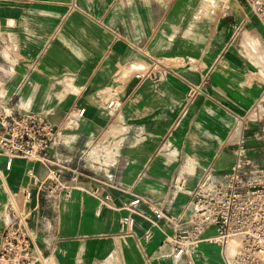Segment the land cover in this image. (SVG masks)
Segmentation results:
<instances>
[{
  "label": "crops",
  "instance_id": "crops-1",
  "mask_svg": "<svg viewBox=\"0 0 264 264\" xmlns=\"http://www.w3.org/2000/svg\"><path fill=\"white\" fill-rule=\"evenodd\" d=\"M29 111L60 128L71 189L39 192L47 168L0 151V241L11 193L49 264H225L206 240L179 260L160 244L241 136L264 165V28L243 0H0V113Z\"/></svg>",
  "mask_w": 264,
  "mask_h": 264
},
{
  "label": "built area",
  "instance_id": "built-area-1",
  "mask_svg": "<svg viewBox=\"0 0 264 264\" xmlns=\"http://www.w3.org/2000/svg\"><path fill=\"white\" fill-rule=\"evenodd\" d=\"M243 2L264 28V0ZM154 75L146 70L136 73L135 77L143 81ZM204 81L189 86L186 104L201 93ZM115 106L114 99L106 104L108 110ZM84 111V108L78 109L74 117H81ZM46 115L41 111L18 115L0 113V151L6 157L8 170L14 159L38 162L47 168L45 179L39 183V192H66L71 186L62 176L65 167L54 163L50 154L60 140L61 130ZM245 143L241 136L233 149L232 164L222 180L213 181L210 176H204L192 191L187 206L171 220L173 231L164 237L160 248L169 245L175 260L193 253L198 243L206 240L221 247L225 264H264V165H258L248 156ZM139 202L140 198L136 197L125 206L129 214L121 219L123 234L130 233L131 214L136 213ZM150 210L157 219L163 217L159 208L150 207ZM28 216L10 193L0 241V264H49L36 244ZM209 227L215 233L204 238Z\"/></svg>",
  "mask_w": 264,
  "mask_h": 264
},
{
  "label": "bare ground",
  "instance_id": "bare-ground-1",
  "mask_svg": "<svg viewBox=\"0 0 264 264\" xmlns=\"http://www.w3.org/2000/svg\"><path fill=\"white\" fill-rule=\"evenodd\" d=\"M7 187H8V185H7ZM9 188V187H8ZM12 192V191H11Z\"/></svg>",
  "mask_w": 264,
  "mask_h": 264
}]
</instances>
